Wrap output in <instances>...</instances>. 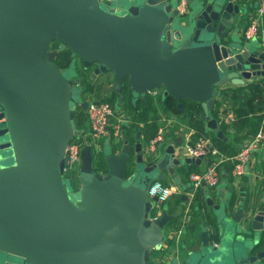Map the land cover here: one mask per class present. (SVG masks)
<instances>
[{
  "label": "water",
  "instance_id": "95a60500",
  "mask_svg": "<svg viewBox=\"0 0 264 264\" xmlns=\"http://www.w3.org/2000/svg\"><path fill=\"white\" fill-rule=\"evenodd\" d=\"M177 4L130 0L119 9L102 0H0V264H160L154 251L176 215L162 204L154 218L158 197L147 191L166 172L175 176L202 163L181 153L184 131L174 137L171 129L155 151L143 143L142 130L135 141L107 139L98 152L87 141L75 197L63 169L69 142L83 133L72 102L85 92L88 74L121 103L127 89L149 102L157 88L183 113L185 101L197 103L219 138L217 88L250 84L256 76L264 84V43L238 38L244 11L238 2L188 0L183 14ZM55 41L58 49L51 48ZM67 48L78 61L63 69L56 57ZM205 194L215 217L176 250L171 264L261 261L252 230L264 229V211L243 220L244 207L215 204ZM234 236L246 241L240 251L238 240L228 244Z\"/></svg>",
  "mask_w": 264,
  "mask_h": 264
},
{
  "label": "crops",
  "instance_id": "0c3cea01",
  "mask_svg": "<svg viewBox=\"0 0 264 264\" xmlns=\"http://www.w3.org/2000/svg\"><path fill=\"white\" fill-rule=\"evenodd\" d=\"M259 0H235V2L239 3L241 7H243V13L240 17V29L237 28V34L238 38H243L244 40H247L243 37L244 29L248 26L250 22V17L256 12L257 5ZM130 3V0H124L122 5L119 7V9L127 8ZM117 8V7H116ZM238 18V17H237ZM239 38V39H240ZM252 40H257L259 43H262V38L258 37L257 39L254 38ZM252 40H248L252 41ZM253 43V42H251ZM255 44V43H254ZM263 79L261 77H252L249 82L250 84L246 85H233L231 83H228L222 87L217 88L216 91V105L220 104V112L218 116H215L218 119L219 127L224 131V137L219 138L214 133V137H209L206 135V128H208L207 123L205 121L200 122V129H196L193 126H191V121L189 119V115L185 116V113L183 114H175L171 111L164 110L162 107L158 109V117L156 119L153 118V116H150V119L147 121L143 120H136L137 125L140 127L139 129H133V125L127 126L123 130V138H129L131 141H135V137L138 133V130H142L141 137L143 143H146V145L154 139L159 132V129L162 127L167 128V131L170 132L171 129L174 130L173 136L177 137L181 131L185 132V137L183 139L182 145H184L187 141V135L194 132V137L192 139H196L202 136L209 137L211 139V142L214 146L219 148L222 152H224L227 155H230V151L228 150L230 147H233L235 151H238L242 143L250 138L254 132L256 126L254 122L246 121L242 122L241 118H239V132L235 128V123H237L238 118L236 116L235 110L238 108V106L242 105L246 102L247 96H249V86L251 84H257L262 83ZM244 87L240 90V88ZM240 91V94L237 96L235 93L236 90ZM242 91V92H241ZM162 95V94H161ZM161 95L159 96L158 100H154L153 97H150L154 100L155 103L159 102V99L161 98ZM232 96H236V101L233 100ZM93 99H100V100H106L110 99L113 100L116 98L117 101L120 100V95L115 92H109V93H103L102 95H93ZM113 98V99H112ZM133 98H125L124 102H122L124 105L125 102L131 100L135 105H139L140 101L144 99L143 97H138L136 99ZM92 99V100H93ZM145 100V99H144ZM115 103V102H114ZM148 103V102H147ZM186 104L185 106V112L186 107L188 110L191 111L192 107L194 106L192 101L187 100L184 102ZM198 106H200L198 104ZM125 107V112L131 115L133 122L135 119L133 118L132 112H130L127 107ZM201 107V106H200ZM216 109V106H215ZM86 118H87V112L85 109ZM190 113V112H189ZM229 113H233L235 115V120L229 124L224 121L223 115ZM249 117L250 114H249ZM79 123V122H78ZM264 126V116L262 117L260 128ZM81 127V126H80ZM259 128V129H260ZM86 129L89 130V125L87 124ZM211 130V129H210ZM237 136H239V139L237 140ZM227 138V139H226ZM107 139H110L111 142L116 143L118 142L117 139H115L112 136H106L102 139V148L106 142ZM215 139V140H214ZM218 142H222L223 144L217 145ZM226 150H223L224 148ZM235 155V154H234ZM231 156V155H230ZM233 156V155H232ZM254 161L251 165L249 171L243 175L242 177H235L233 175V169H234V163L232 160H229L225 162L219 172H220V183L217 187V189L212 193V198L214 200L215 204H231L235 205V210H237L240 207H244L246 210V214L243 218V220L247 218H252L258 211H264V156L260 154L259 151L254 153ZM210 162H208L207 159L202 160V163L200 165L196 163L189 164V170L187 167L185 170H189L188 174L181 173V169H177L180 172V183L177 186L182 187V191L177 189V192H174L169 199L163 203L166 204L168 211L170 214H175L176 218L170 223L169 229L167 232V240L163 244V246L160 248V252L154 254L153 259L157 262L160 261V264H171L173 262V255L176 254V250L182 249L183 246L186 243L194 242L198 236L199 233L202 231L201 228L204 226H207V221L209 219L214 218L215 210L212 206L209 205L207 202V194H205V187L200 186L197 189H194V187H189L190 175L194 172H200L205 170ZM179 172H176L179 174ZM167 173V172H166ZM263 173V176L261 175ZM247 174H252V180L250 181L247 178ZM258 174H260V179L257 181ZM170 176L167 175L166 179L164 181L170 182ZM163 181V180H162ZM163 181V183L166 185V183ZM198 191V192H197ZM221 191V193H220ZM196 192L199 193L198 198L196 197ZM223 192V193H222ZM187 195V198L184 199L183 196ZM196 197V198H195ZM187 216H189V219H187ZM182 229V234L180 237L179 242L177 243L175 239L169 238L168 233L170 230H179ZM252 236L257 237L258 244L256 245V251H264V245L261 241V237L263 236L264 229L261 231H255L252 230ZM173 241L175 244H171ZM175 245V246H173Z\"/></svg>",
  "mask_w": 264,
  "mask_h": 264
},
{
  "label": "built area",
  "instance_id": "2783aa9c",
  "mask_svg": "<svg viewBox=\"0 0 264 264\" xmlns=\"http://www.w3.org/2000/svg\"><path fill=\"white\" fill-rule=\"evenodd\" d=\"M102 1L110 3L114 0ZM187 1L188 0H178L177 9L181 14L185 13L187 10ZM243 37L247 40L261 37L264 43V0L258 1L256 12L250 17V22L244 29ZM161 94L162 91L158 88L150 91V96L153 97L154 100H158ZM86 112L89 119V130L69 142L66 148V161L63 169V177H70L78 188H81V183L79 182L82 166L81 151L85 143L90 141L93 150L98 152L102 149L101 142L104 137L112 136L120 141L123 139L124 128L134 123L131 115L126 113L125 110L116 108L114 104L106 100H88ZM234 120L235 115L233 113H227L224 117V121L229 124ZM167 132V128H160L158 135L148 143V148L155 151L157 143L164 139ZM193 137L194 132L187 135L186 143L181 145V153L193 159H210V163L205 170L191 173L190 180L194 189L199 188L203 182L210 187L218 186L220 183L219 170L221 166L229 160H232L234 163L233 175L235 177H242L249 171L247 168L249 167L250 169L253 164L255 158L254 153L260 149H264V126L250 138L246 139L233 156L225 154L214 146L209 137L202 136L192 139ZM177 189V186L165 185L162 180L155 181L149 187L147 191L148 197H158L157 215H154V218L162 213L161 205L165 203ZM187 219H189V216H187ZM182 231V229L170 230L168 236L169 238L175 239L178 243ZM259 264H264V258Z\"/></svg>",
  "mask_w": 264,
  "mask_h": 264
},
{
  "label": "trees",
  "instance_id": "16d2710c",
  "mask_svg": "<svg viewBox=\"0 0 264 264\" xmlns=\"http://www.w3.org/2000/svg\"><path fill=\"white\" fill-rule=\"evenodd\" d=\"M51 48L58 49L59 43L57 41L52 42ZM73 59H75L73 52L69 48H67L59 52L58 56L56 57V62L61 68L65 69L69 65H71ZM235 93L238 96L240 94L239 89L236 90ZM232 97H233V100L236 101V96L235 97L232 96ZM107 100L110 103L114 104V100H110V99H107ZM178 103L179 102L176 99H174L172 96H167L165 99H162V96H161L158 103H155L153 99H150L148 103L146 100L142 99L139 105H135L133 101L131 100L125 102L124 105L127 107V109L130 112H132L133 118L135 119L133 129H139L140 127L137 125L136 120L137 121L138 120L147 121L148 119H150L151 115L153 116L154 119H156L158 117V109H160L161 107L165 111L168 110L175 114H182L181 109L178 108ZM193 105L194 106L192 107L191 111L188 110L186 107V112L184 113H185V116L189 115L191 126H193L196 129H200L201 127L200 122H203L200 118L201 107L198 106L197 103H193ZM184 106H186L185 103H184ZM219 112H220V104H217L216 109L214 110V115L218 116ZM255 112L264 114V84L263 83H257L254 86V96L246 100L245 103L238 106V108L235 110L236 116L238 118L237 123H235V128L238 132H239V118H241L242 122H246V121L254 122L256 126L254 132L259 130L263 116L249 117L250 113H255ZM77 124L79 125L78 122ZM238 139H239V136H237V140ZM222 149L226 150L225 147ZM228 150L230 151L231 156L236 154L237 152L235 151L233 147H230ZM196 197L198 198V196ZM261 241L264 245V232H263V236L261 237ZM171 244H174V242L172 241ZM159 252H160V249L155 250L154 254L159 253Z\"/></svg>",
  "mask_w": 264,
  "mask_h": 264
},
{
  "label": "rangeland",
  "instance_id": "374dc122",
  "mask_svg": "<svg viewBox=\"0 0 264 264\" xmlns=\"http://www.w3.org/2000/svg\"><path fill=\"white\" fill-rule=\"evenodd\" d=\"M123 1L124 0H114V1H112V2H106V1H102V5L105 7V8H109L108 6H111V7H117V8H119L121 5H122V3H123ZM249 42H253V43H259L257 40H252V41H249ZM78 60H77V58H75V60H74V62H73V64H75V62H77ZM67 75H71V72H69V71H64ZM95 82L92 80V79H90V78H88V76H87V78L84 80V82H83V84H82V86H87V88L85 89V92H83V95L81 96V94H75V101H73L72 102V107L73 108H75L76 109V111H77V116H76V120H77V122H79V125L81 126V129L83 130V133H85V132H87L88 131V129H86V126H87V124L89 125V119H88V117L86 118V113H85V110L84 109H82V107L80 106V102L82 101V100H89V101H91L92 99H93V95H102L103 94V92L100 90V91H98V89H97V87H95ZM161 90V89H160ZM113 99V98H112ZM114 100V105L116 106V108H118V109H123V110H125V107H124V105H122V103L120 102V101H117L116 100V98L115 99H113ZM206 135L207 136H209L210 138L211 137H214L213 135H214V133L216 134V131H214V130H210V129H207L206 128ZM212 139V138H211ZM215 140V139H214ZM221 144H223L222 142H218L217 143V145H221ZM259 152H260V154L262 155V156H264V149H260L259 150ZM187 168L189 169V166H187ZM180 170V169H179ZM179 170L177 171V172H179ZM190 170V169H189ZM189 170H184V169H181V173H183V174H188L189 173ZM191 171V170H190ZM168 175V173H166V176ZM261 175L263 176V173H261ZM260 174H258V177H257V181L260 179V176H261ZM150 176H154L153 174L152 175H150ZM252 177H253V175L252 174H247V178L251 181L252 180ZM63 179H64V182H65V184L68 186V188H69V191H70V195L72 196V197H75L76 195H75V193H77L78 191H80V188H78L73 182H72V179L70 178V177H68V176H65V177H63ZM170 182H168V181H164L165 183H166V185H168V186H170V185H172V184H174V185H178L179 183H180V172H179V174L178 173H176L175 174V176H170ZM157 180H161V179H154V181L153 182H155V181H157ZM189 187H192L193 186V184H192V182L190 181L189 183ZM179 186V185H178ZM205 189L208 191V194H209V196L210 197H212V193L217 189V187H210V186H205ZM178 190H180V191H182V187H179L178 188ZM205 190V191H206ZM177 192V191H176ZM169 199V198H168ZM235 238V236L233 237V238H231L232 239V241L233 240H235L234 239ZM225 239H226V237H224L223 235H221L220 236V246H223V244L225 243ZM236 240H238L239 241V251L241 250V249H243L244 248V246H245V244H244V242L246 243V241H245V239H243L242 237H238V239H236ZM236 240L235 241H229L228 242V244H230L231 243V245H233V244H235V242H236ZM218 253H222L223 251H222V248H219V250L217 251ZM260 263V261H258V262H256L255 264H259Z\"/></svg>",
  "mask_w": 264,
  "mask_h": 264
},
{
  "label": "flooded vegetation",
  "instance_id": "af4514ba",
  "mask_svg": "<svg viewBox=\"0 0 264 264\" xmlns=\"http://www.w3.org/2000/svg\"><path fill=\"white\" fill-rule=\"evenodd\" d=\"M88 77H89V74H88ZM89 78H90V77H89ZM253 85L255 86L256 84L253 83V84H251V85L249 86V88H248L250 94H249V96H247V98H246L247 100L250 99V98H252V97L254 96V86H253ZM107 87H108V86H105V87H104L103 93H106L105 91H106ZM242 88H244V87H242ZM242 88H240V90H241ZM98 91H100V90H98ZM131 94H132V93H130V90L127 89V93H126V95H125V98H127V97H128V98H129V97H130V98H133L134 96L131 95ZM250 116H251V117H260V116H264V114H262V113L260 114L259 112H258V113L255 112V113H250ZM153 183H154V182H153ZM153 183H152V184H153ZM152 184H151V185H152ZM151 185H150V186H151Z\"/></svg>",
  "mask_w": 264,
  "mask_h": 264
}]
</instances>
